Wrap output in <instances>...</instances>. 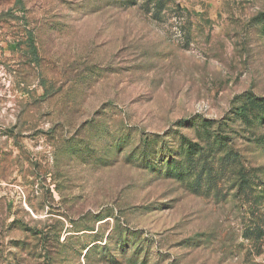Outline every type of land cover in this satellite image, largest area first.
I'll return each mask as SVG.
<instances>
[{"label": "rangeland", "instance_id": "1", "mask_svg": "<svg viewBox=\"0 0 264 264\" xmlns=\"http://www.w3.org/2000/svg\"><path fill=\"white\" fill-rule=\"evenodd\" d=\"M148 1L0 0V264H264V0Z\"/></svg>", "mask_w": 264, "mask_h": 264}, {"label": "trees", "instance_id": "2", "mask_svg": "<svg viewBox=\"0 0 264 264\" xmlns=\"http://www.w3.org/2000/svg\"><path fill=\"white\" fill-rule=\"evenodd\" d=\"M168 0H149L147 5H153L156 10L161 11V9L165 8ZM257 98H249L247 105L243 106L240 111L237 113L241 118H247L250 115L251 111H257L262 109V105L258 103ZM262 112V111H261ZM190 145L191 143L185 142V145ZM191 147V146H190Z\"/></svg>", "mask_w": 264, "mask_h": 264}]
</instances>
